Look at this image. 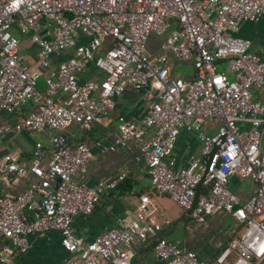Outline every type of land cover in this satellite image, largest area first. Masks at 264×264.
Segmentation results:
<instances>
[{
  "label": "built area",
  "instance_id": "1",
  "mask_svg": "<svg viewBox=\"0 0 264 264\" xmlns=\"http://www.w3.org/2000/svg\"><path fill=\"white\" fill-rule=\"evenodd\" d=\"M262 16L264 0H0V112L30 102L11 131L48 133V146L35 142L27 163L3 158L6 172L32 179L14 196L0 194V264L24 253L29 235L47 231L68 254L58 264H129L131 244L149 238L163 264H264V102L252 96L264 85V60L234 36L241 22ZM20 36L34 49L35 69L23 61ZM150 37L159 38L153 51ZM177 63L190 65L188 77L172 72ZM88 66L96 77L80 81ZM127 87L146 89L149 101L139 119H119L107 148L135 142L151 189L195 222L231 217L236 230L209 262L157 236L165 220L153 218L146 194L119 227L86 242L74 234L73 218L88 214L111 183L82 181L88 144L63 131L100 124ZM181 129L195 134L199 155L173 167L168 157ZM233 176L253 183L243 200L228 187Z\"/></svg>",
  "mask_w": 264,
  "mask_h": 264
},
{
  "label": "crops",
  "instance_id": "2",
  "mask_svg": "<svg viewBox=\"0 0 264 264\" xmlns=\"http://www.w3.org/2000/svg\"><path fill=\"white\" fill-rule=\"evenodd\" d=\"M234 36L250 41V49L264 60V16L256 21H244L239 24ZM21 51L24 63L35 69L34 49L21 37ZM153 51V50H152ZM67 57L62 55L60 59ZM59 58L52 59L55 65ZM224 69L223 63L218 64ZM191 69L182 75L188 77ZM38 84L43 89L44 70L40 69ZM178 74V73H176ZM96 73L92 66L79 76V80L94 79ZM255 100L264 102V85L252 90ZM149 101L146 89L135 90L127 87L121 94L113 97V108L105 115L100 124H91L87 130H79L75 126L67 127L63 133L75 143L86 140L90 157L86 164V173L82 181L86 185L104 186L93 209L86 215L73 218L74 234L82 242L89 241L94 235L109 227H119L124 221L133 217V210L138 202V196L146 194L152 208V216L158 220L156 213H161L164 222L160 223L157 236L173 243L177 247L192 251L206 262L211 261L234 234L236 228L231 217L224 213L208 215L204 222L197 223L190 219L166 195L154 192L149 184V178L142 163L135 160L137 144L129 141L125 146L114 150L107 148L117 134L116 124L119 119H139ZM30 102L21 105L12 113L0 112V194L14 196L27 185L32 176H16L4 170V156L11 155L19 164H25L30 159L31 149L35 142L48 146L47 132H12L11 128L23 116L33 109ZM213 121H206L203 130L214 131ZM200 144L194 133L181 129L173 145L171 156L173 167L183 166L189 157L199 155ZM261 150L264 152V133L261 140ZM122 175L121 179H117ZM80 178L77 177V180ZM229 189L241 200L245 199L253 188L248 179L231 177ZM29 247L24 253H14L10 259L12 264H58L68 257L59 245V235L55 231L35 233L28 236ZM152 238L133 242L130 246L129 264H163L152 250ZM98 264H113L100 261Z\"/></svg>",
  "mask_w": 264,
  "mask_h": 264
},
{
  "label": "rangeland",
  "instance_id": "3",
  "mask_svg": "<svg viewBox=\"0 0 264 264\" xmlns=\"http://www.w3.org/2000/svg\"><path fill=\"white\" fill-rule=\"evenodd\" d=\"M159 40L158 37H150L147 42V50L152 51L155 50V44ZM189 70V64L188 63H177L173 65L172 72L174 74L178 73L179 75H182L185 71Z\"/></svg>",
  "mask_w": 264,
  "mask_h": 264
},
{
  "label": "trees",
  "instance_id": "4",
  "mask_svg": "<svg viewBox=\"0 0 264 264\" xmlns=\"http://www.w3.org/2000/svg\"><path fill=\"white\" fill-rule=\"evenodd\" d=\"M13 32H14V34H16V35L19 37V34H17V32H16L15 30H13ZM106 46H107V43H104L103 48H105ZM37 86H38V89H39V90H43V89H41V88L39 87L38 82H37ZM201 191H203V189H202L200 186H198L197 189H196V194H199Z\"/></svg>",
  "mask_w": 264,
  "mask_h": 264
}]
</instances>
